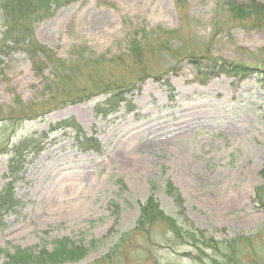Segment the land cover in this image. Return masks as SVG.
<instances>
[{
	"label": "rangeland",
	"instance_id": "obj_1",
	"mask_svg": "<svg viewBox=\"0 0 264 264\" xmlns=\"http://www.w3.org/2000/svg\"><path fill=\"white\" fill-rule=\"evenodd\" d=\"M227 1L68 0L29 17L47 51L0 52V190L14 201L0 248L67 236L89 250L62 264H264V28ZM20 18L0 10V33ZM222 61L247 69L211 74ZM71 118L80 132L53 129ZM151 190L220 250L137 228Z\"/></svg>",
	"mask_w": 264,
	"mask_h": 264
},
{
	"label": "trees",
	"instance_id": "obj_2",
	"mask_svg": "<svg viewBox=\"0 0 264 264\" xmlns=\"http://www.w3.org/2000/svg\"><path fill=\"white\" fill-rule=\"evenodd\" d=\"M68 0H0V10H2L3 16L8 19L9 16L19 15L20 19H13L11 22L6 23L5 28H2L0 35V52L5 53L8 51L22 50L26 54H35L37 49L47 51L45 47L39 45L36 42L32 31L28 27L27 20L29 17L34 19V14L40 11H46L52 8V6L60 5ZM228 9L238 18H244L251 27L264 28V3L258 0H228L226 2ZM118 63V61H117ZM218 69L211 74H218L220 71L227 72L229 74L240 73L247 69V66L243 64L232 63L222 61L218 65ZM62 125L74 128L77 132L81 131L79 124L75 119H64L56 123L53 127ZM85 139V138H83ZM27 138H23L21 144H23ZM35 147V146H34ZM15 150V149H14ZM34 150H39L35 147ZM18 151L15 150L14 152ZM15 158L10 164L11 174L15 173ZM12 189V187H11ZM11 189L5 186L0 190V210H6L13 205ZM165 192L172 196L175 203L182 206V196L177 188L170 182L165 183ZM11 196V197H10ZM9 197V198H8ZM13 199V198H12ZM253 201L264 213V161L260 169V182L254 187ZM15 202L14 204H16ZM139 213L136 218V227L151 226L156 223H161L164 228L161 231L163 234V241L168 246H174L178 242L189 245H195L199 247V243H196V233L200 235L202 239L200 242L205 246L211 247L216 250H220V246L216 243V239L209 236H205V230H197L186 227L189 224V220L183 215L181 218L177 215H170L160 207L157 197L153 191L145 197V199L139 202ZM180 212V211H179ZM2 211H0L1 215ZM94 240L91 241V243ZM89 243V244H91ZM35 247H21L17 246L12 251H8L4 248H0V252H3L7 260L4 264H62L69 260H78L84 257L89 247L85 246L82 242H77L74 239L64 236L58 237L53 241V246L49 250L45 247H41L39 250H35ZM230 260V256L228 257Z\"/></svg>",
	"mask_w": 264,
	"mask_h": 264
},
{
	"label": "bare ground",
	"instance_id": "obj_3",
	"mask_svg": "<svg viewBox=\"0 0 264 264\" xmlns=\"http://www.w3.org/2000/svg\"><path fill=\"white\" fill-rule=\"evenodd\" d=\"M157 123H160V121H156Z\"/></svg>",
	"mask_w": 264,
	"mask_h": 264
}]
</instances>
